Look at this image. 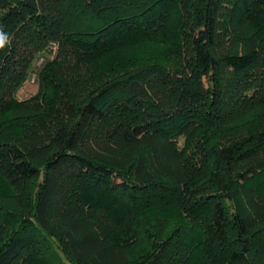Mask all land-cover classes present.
<instances>
[{"label":"trees","instance_id":"16d2710c","mask_svg":"<svg viewBox=\"0 0 264 264\" xmlns=\"http://www.w3.org/2000/svg\"><path fill=\"white\" fill-rule=\"evenodd\" d=\"M0 31V264H264V0H0Z\"/></svg>","mask_w":264,"mask_h":264},{"label":"rangeland","instance_id":"374dc122","mask_svg":"<svg viewBox=\"0 0 264 264\" xmlns=\"http://www.w3.org/2000/svg\"><path fill=\"white\" fill-rule=\"evenodd\" d=\"M49 46H48L49 48L42 49L36 54V57L34 58L31 68L29 70L28 76L25 78L24 82L22 83V85L20 86L17 92V97H16L17 100L19 101L31 100L39 92L41 85L44 86V84H46L44 78L41 77L40 71L44 70L45 66L51 60H53L57 48V45L55 43H51L49 44ZM175 54L176 53L174 49L164 47L163 50L160 49L159 47L152 46L133 52L132 59L133 61H138V62L153 60V59H160L169 62L171 61V59L174 58ZM109 58L112 59V56ZM103 61L106 64H110V59ZM262 183L264 185V181Z\"/></svg>","mask_w":264,"mask_h":264},{"label":"clouds","instance_id":"9594fccd","mask_svg":"<svg viewBox=\"0 0 264 264\" xmlns=\"http://www.w3.org/2000/svg\"><path fill=\"white\" fill-rule=\"evenodd\" d=\"M4 43H5L4 34L2 33V31H0V48L4 47Z\"/></svg>","mask_w":264,"mask_h":264}]
</instances>
